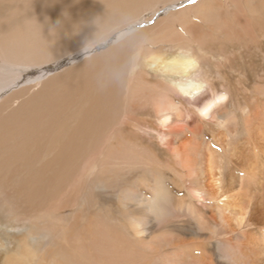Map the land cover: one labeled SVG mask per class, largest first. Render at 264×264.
<instances>
[{
	"label": "bare ground",
	"instance_id": "6f19581e",
	"mask_svg": "<svg viewBox=\"0 0 264 264\" xmlns=\"http://www.w3.org/2000/svg\"><path fill=\"white\" fill-rule=\"evenodd\" d=\"M192 1L0 0V264H264V0Z\"/></svg>",
	"mask_w": 264,
	"mask_h": 264
},
{
	"label": "rangeland",
	"instance_id": "374dc122",
	"mask_svg": "<svg viewBox=\"0 0 264 264\" xmlns=\"http://www.w3.org/2000/svg\"><path fill=\"white\" fill-rule=\"evenodd\" d=\"M194 1H195V0H193L192 2H194ZM197 1H198V0H197ZM197 1H196V2H197ZM220 1L224 2V3H222V4H224V6L227 4L228 8L230 7V10H229V11H232V10H233L234 7L231 6V3L229 2V0H228V2H226V3H225L226 0H220ZM196 2H195V3H196ZM189 4L192 5L191 2L187 3V5H189ZM231 8H232V9H231ZM157 18H158V16H157ZM157 18H156V19H157ZM156 19H155V20H156ZM155 20H154V21H155ZM190 20L195 21V20H196L195 16H194V15H191V16H190ZM154 21H153V22H154ZM196 21H197V20H196ZM229 21H230L231 23H233L232 18H230ZM150 25H152V24H150ZM236 27H238V26H236ZM176 28H177V31H178V32L182 33V34L185 35V36H188L187 31L185 30V28H184L182 25L179 24V25L176 26ZM238 28H239V27H238ZM258 32H259V29H258V30L256 29V35H257V36L260 35ZM246 38L248 39V36H246ZM230 107H231V105H230ZM229 109H230V108H229ZM232 110H233V108L230 109V111H232ZM219 122H222V120L219 119Z\"/></svg>",
	"mask_w": 264,
	"mask_h": 264
}]
</instances>
